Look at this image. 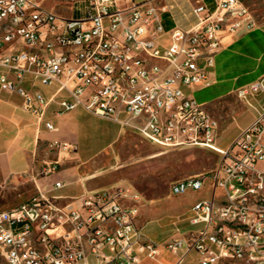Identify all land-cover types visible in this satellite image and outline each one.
Segmentation results:
<instances>
[{"label":"built area","instance_id":"obj_1","mask_svg":"<svg viewBox=\"0 0 264 264\" xmlns=\"http://www.w3.org/2000/svg\"><path fill=\"white\" fill-rule=\"evenodd\" d=\"M0 0V92L48 132L46 120L81 109L164 150L219 156L209 173L174 181L169 196L206 191L172 221L163 248L186 264H264V76L233 96L253 120L226 149L219 122L195 101L208 87L224 41L257 24L241 0ZM51 88L45 95L40 89ZM49 149L72 153L67 143ZM43 161L39 176L58 172ZM61 189L60 182L53 183ZM140 195L117 185L74 198L38 191L0 211V264H141L160 247L138 227ZM185 222L181 230L178 223Z\"/></svg>","mask_w":264,"mask_h":264},{"label":"crops","instance_id":"obj_2","mask_svg":"<svg viewBox=\"0 0 264 264\" xmlns=\"http://www.w3.org/2000/svg\"><path fill=\"white\" fill-rule=\"evenodd\" d=\"M262 76H264V22L250 31H241L224 41L222 49L215 56L210 85L195 88L192 96L202 105L223 103L236 89L247 86ZM40 90L45 95L52 92L51 88ZM21 103L22 100L18 96L0 92V188L12 184H26L33 187V195L42 191L49 196L60 198H74L101 190L89 185L88 181L92 176L85 174L99 152L90 155L83 147L91 136L90 120L107 121L93 117L81 109L54 115L55 107H50L46 113V120L52 122L57 130L48 132L43 125H37L35 119L22 110ZM250 122L239 128L234 138ZM222 125L219 124V138ZM123 131L118 127L117 138L121 137ZM233 139L223 149H226ZM115 141L103 148L100 155L111 148ZM51 142L67 143L73 146L75 151L60 153L57 157V153L49 149ZM57 158L60 163L58 172L48 177L39 176L42 162L54 161ZM56 182L62 184L61 189L52 188ZM75 188L81 190L78 195L72 194ZM10 209L12 208L7 210ZM144 235L160 247V255L155 264L175 263L176 258L162 247L171 235L163 243L153 240L147 231ZM145 262L147 260L141 264ZM186 264H196L195 256L187 260Z\"/></svg>","mask_w":264,"mask_h":264},{"label":"rangeland","instance_id":"obj_3","mask_svg":"<svg viewBox=\"0 0 264 264\" xmlns=\"http://www.w3.org/2000/svg\"><path fill=\"white\" fill-rule=\"evenodd\" d=\"M64 0H48L43 4L47 10L63 12L60 5ZM248 8L257 25L264 22V0H241ZM218 120L222 129L217 146L225 148L234 138L239 128L253 118V112L246 110L235 96L228 97L223 103L204 105ZM224 122V123H223ZM91 136L83 149L90 155H99L91 163L85 174L92 177L89 185L105 189L117 185H127L142 198L137 225L151 238L160 243L174 233L172 221L181 220L190 207L208 198L206 191L188 192L183 196H169L172 182L189 176L209 173L219 160V156L209 150L197 147L160 149L134 134L124 130L117 138L118 126L110 122L91 119ZM116 140V141H115ZM115 144L102 155L103 148ZM80 188L72 194L78 195ZM33 187L26 184L10 185L0 188V211L14 208L34 195ZM181 230L185 222L178 223ZM144 264H155L147 261Z\"/></svg>","mask_w":264,"mask_h":264}]
</instances>
